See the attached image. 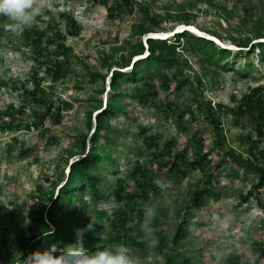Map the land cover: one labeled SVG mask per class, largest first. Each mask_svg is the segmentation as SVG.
Masks as SVG:
<instances>
[{
    "label": "trees",
    "instance_id": "1",
    "mask_svg": "<svg viewBox=\"0 0 264 264\" xmlns=\"http://www.w3.org/2000/svg\"><path fill=\"white\" fill-rule=\"evenodd\" d=\"M251 1L254 4L248 2L247 6L234 3L228 7L226 0H189L178 4L174 10L162 7L161 14L154 12L148 4H138L137 10L141 12L142 21L131 26L133 41H125L120 48H112L109 54L102 57L98 70L86 75L91 83L100 85L95 96L86 100L87 132L76 136L74 143L65 150L60 173L51 182L52 189L43 194L39 210L30 212L32 225L29 237L18 239L23 255L20 259L9 260L11 264H20V260L22 262L28 254L48 250L52 245H56L57 249H64L75 244V230L86 228L92 220L95 222L93 229L83 234L82 246L86 251L122 246L130 252L149 251L154 261L162 257L163 264H191V252L179 251V247L181 242L188 238L189 230L197 220L201 207L209 199L219 197L220 177L228 171L237 174V170L244 175H255V183L245 195H240L239 203L254 200L264 211V149H261L259 142V139H264V86H257L243 94L235 109L222 104L211 106L210 101L203 96L206 87L218 84L221 73L243 79L250 75L253 61L256 65H264V0ZM136 2L137 0H85V4L90 7L102 6L108 21L120 19L125 12L133 14ZM202 5L206 6L204 10L198 8ZM237 10L241 11L244 17L237 16ZM199 13H213L224 23L237 19L236 35L228 34L222 37L216 31L211 32L197 25L194 21ZM58 16L65 22V33L57 30L51 32L57 27L55 24L44 29L32 26L22 33L20 42L31 53L33 62L27 80L32 81L34 85L31 89L23 85L17 88V85L11 82L14 91H21V102L18 107L9 104L0 111V128L3 130L34 129L43 134L46 132L47 123L59 125L63 112L70 110L73 103L78 101L77 98L73 101L55 99L52 88L41 86L44 80L43 76H40L41 72L53 82L65 75L68 66L65 58L70 52L65 46V39L67 36H78L80 32L71 12H62ZM6 23L7 18L0 16V41L9 34L4 28ZM165 23L174 25L169 32L173 31L175 26H193L211 37L230 42L238 50L221 48L210 40L182 31L168 40L146 38L145 54L142 39L150 33L165 32L167 29L162 26ZM252 41L254 43H251ZM185 54L199 56L195 70L188 66ZM241 60L244 65L238 68ZM102 69H114L110 72L103 107L101 96L105 93V75L101 74ZM171 70L174 72L168 74ZM171 83H174L173 93L177 97H181L184 90L189 92L188 105H179L169 98L160 101L159 91L168 92ZM1 84L8 85L4 81ZM96 96L99 97L98 100ZM132 104L140 108L151 106L158 109L161 119L173 121L177 131L183 134L190 133V126L197 123V118L202 119L210 124L216 136V161L212 160L211 151L202 154L203 141L198 138L187 146L194 148L193 157L187 158V148H184L179 154V164L173 163L166 172L165 178L174 186L187 177L189 171L201 172L202 178L193 192L191 202L175 210L174 218L178 223L171 235H166L164 231H155L159 243L154 249L149 248L142 240L143 233L139 225H130L131 212L128 214L124 209L134 205L137 207L134 202L136 198L147 202L159 194L154 180L156 176L153 169H150V164L161 158L163 153L169 154L176 142L174 139L166 140L160 149L161 135L149 133L140 127L135 140H141V149L134 150L133 147L120 143L119 138L124 131L113 128L110 121L118 116L130 119L128 108ZM92 113H96L95 124L89 138V146L86 148L85 140L91 129ZM223 116H232L235 119L247 117L254 126L255 137L259 138L254 139L249 135L244 138L248 144L245 157L228 147L224 136L220 135L223 132ZM185 117H188L187 121L184 120ZM234 123L238 124V120ZM195 136L196 132L192 134V137ZM12 141L21 147L24 145L17 138ZM124 146L128 149L125 157L132 154L137 162L135 167L126 163L127 172L119 177L116 168L122 153L118 149ZM24 153L20 152L18 155L23 157ZM57 166L59 167V164ZM65 167L69 169L67 176L63 174ZM103 174L111 176L113 181L99 188L98 182L103 178ZM150 179L153 181L149 183ZM130 181L136 182L138 193L127 192ZM54 189H57L56 194ZM101 199L113 203L109 216L107 211L95 207ZM152 227L157 228L156 221H153ZM53 229V234L47 235V232ZM261 247L260 257L254 264H259V260L264 258V243ZM167 248L172 254L165 253Z\"/></svg>",
    "mask_w": 264,
    "mask_h": 264
},
{
    "label": "rangeland",
    "instance_id": "2",
    "mask_svg": "<svg viewBox=\"0 0 264 264\" xmlns=\"http://www.w3.org/2000/svg\"><path fill=\"white\" fill-rule=\"evenodd\" d=\"M184 1L189 0H137L133 14L125 12L120 19L108 21L102 6L90 7L85 4V0H45L41 14L35 18L32 25L25 26L18 32H9L7 37L0 41V83L4 81L8 84L0 85V111H2L9 104L18 107L21 102V91H14L10 85L11 82H14L17 88L23 85L31 89L34 85L32 81L27 80L33 62L31 53L20 42L23 31L32 28V26L44 29L55 24L57 27L51 32L57 30L65 33L67 30L65 22L61 21L58 16L62 12H71L80 28L78 36H67L64 42L65 46L70 49L65 58L68 61L65 75L56 82L45 77L43 72L40 75L44 78L41 86L52 88L55 99L73 101L74 98H77L78 100L73 103L70 110L63 112L61 123L59 125L47 123L46 132L43 134L34 129L7 131L0 128V264H11V260L19 258L21 251L18 239L29 237V229L32 225L30 212L39 210L43 194L52 189L51 182L60 173L65 150L74 143L76 136L87 132L88 102L86 100L95 96V92L100 86L91 83L86 77L87 73L98 70L102 57L109 54L112 48H120L125 41H133L131 26L142 21L141 12L137 10L138 4H148L154 12L161 14L162 7L174 10L178 4ZM226 2L228 7L234 3L247 6L248 2L254 4L251 0H226ZM205 7V5L198 6L201 10H204ZM236 14L241 18L244 17L239 10L236 11ZM194 22L211 32H218L222 37L228 34L235 36V31L238 29L237 19L224 23L219 21L213 13L207 15L199 13ZM162 26L167 29L165 32H169L168 30L174 25L165 23ZM177 27L175 26V28ZM220 41L225 47H230L233 51L236 50L230 42ZM144 43L143 38L142 45L145 54H147V47L144 46ZM62 58L64 59V57ZM62 58L59 59L62 60ZM184 58L188 60V66L195 70L199 56L185 54ZM252 64L250 75L243 79L233 77L228 73H221L217 85L205 88L204 98L210 101L211 106L222 104L235 109L243 94L257 86H264V65H256L254 61ZM243 65L244 61L241 60L237 67L242 68ZM112 70L114 69L100 70L101 74L105 75V93L101 96L102 107L106 99ZM172 72L174 71L171 70L168 74H172ZM187 73L190 72L187 71ZM173 91L174 83H171L168 92L159 91L158 98L161 102L169 98L179 105L189 104L187 102V98L190 97L188 91L184 90L181 97H177ZM96 98L99 99L97 96ZM128 110L131 114L130 119L118 116L110 121L113 128L124 131L119 138L120 143L127 147H133L134 150L141 149V140L137 141L135 138L142 127L149 133L161 135L160 149L169 139H174L176 144L170 149L169 154L163 153L161 158L150 164V169H153L156 176L154 180H156V187L160 191L159 194L151 197L147 202L136 198L134 202L137 207L130 205L131 208H125L124 211L128 214L131 212L130 225H139L140 228L144 220L145 207H155L157 216L153 221H156V230L171 235L178 223L174 218L175 210L179 206L191 202L193 192L201 181L202 173L189 171L187 177L174 186L169 182V179L165 178L166 172L173 163L179 164V154L184 148H187V158L193 157L194 148L187 146L198 138L203 141L202 154L211 151L212 160L216 161L218 157V150L214 144L216 136L213 134L210 124L199 118L196 119L197 123L191 124L190 133L183 134L177 131L173 121L161 119L159 110L154 107L140 108L136 104H132ZM95 115L96 113L91 114L92 124L85 140L86 148L89 146V138L94 128ZM29 118L28 115V122ZM184 120L187 121L188 117H185ZM236 120H238V124L234 123ZM222 121L223 132L220 135L224 136L226 145L245 157L248 144L245 143L246 139L244 138L247 135L254 139L259 138L255 137L251 121L247 117L235 119L232 116H223ZM194 132H196V136L192 137ZM241 137L243 139H240ZM14 138L24 145L21 147L19 144L13 143L12 139ZM259 142L261 149H264V139H259ZM127 147L118 149L122 153L121 161L118 162L116 168L119 171V177L127 172L126 163L135 167L137 162L132 154L125 157ZM20 152H25L23 157L18 155ZM236 172L237 174L228 171L221 175L219 197L209 199L201 207L197 220L193 222L194 225L189 230L188 238L181 242L179 251L191 252L190 257L193 258L191 264H254L260 257L261 244L264 243V211L256 205L254 200H250L249 203H239L240 195H245L249 191L252 184L255 183L256 177L254 174L244 175L241 171L236 170ZM63 174L67 175V167L63 169ZM102 177L98 182L99 188H103L113 181L111 176L103 174ZM152 181L153 179H150L148 182ZM135 183L133 181L128 183L127 192H139ZM56 191L57 189H54V194ZM112 204L111 201L101 199L95 207L107 211L109 216ZM106 232H108L107 229ZM165 253L172 254V251L167 248ZM126 254L133 264H161L160 259L156 261L152 259L149 251L130 252L126 250ZM259 264H264V258L259 260Z\"/></svg>",
    "mask_w": 264,
    "mask_h": 264
},
{
    "label": "clouds",
    "instance_id": "3",
    "mask_svg": "<svg viewBox=\"0 0 264 264\" xmlns=\"http://www.w3.org/2000/svg\"><path fill=\"white\" fill-rule=\"evenodd\" d=\"M44 3L45 0H0V16L7 18L8 21V23L4 24L5 31L18 32L23 27L32 25L35 18L41 14ZM182 31H187L198 37L210 40L221 48H227V50L233 51L230 47L222 45L220 40L192 32L185 25H180L173 31L164 34L163 38L153 37L154 35L150 33L144 38V42L146 38L168 40ZM144 46L146 47V42ZM237 50L238 48L235 51ZM68 172L69 169L67 168V174ZM143 216L144 220L140 225L141 232L143 233L142 240L149 248L154 249L159 243L155 235L156 229L152 227V222L157 216L155 207L146 206ZM94 224L95 222L92 220L86 228L75 230V244L68 245L64 249H57L56 245H52L48 250L32 252L24 257L22 262L20 260V264H133L132 260L126 254V249L122 246H117L115 249L96 248L94 251L84 250L82 246L83 234L86 231H91ZM53 231L54 229L49 230L47 235H52ZM22 255V253H19V259ZM160 260L162 264L163 258L161 257Z\"/></svg>",
    "mask_w": 264,
    "mask_h": 264
},
{
    "label": "bare ground",
    "instance_id": "4",
    "mask_svg": "<svg viewBox=\"0 0 264 264\" xmlns=\"http://www.w3.org/2000/svg\"><path fill=\"white\" fill-rule=\"evenodd\" d=\"M186 27H188V29L190 30V31H192V32H196V33H198V34H204V35H206V36H209V37H211L210 35H208V34H206V33H203V32H201V31H199V30H197L195 27H193V26H186ZM166 33H168V32H158V33H152L154 36L153 37H160V38H163L164 37V34H166ZM216 39V38H215Z\"/></svg>",
    "mask_w": 264,
    "mask_h": 264
}]
</instances>
